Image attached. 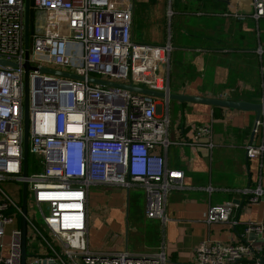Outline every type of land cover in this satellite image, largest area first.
<instances>
[{"label":"built area","instance_id":"built-area-1","mask_svg":"<svg viewBox=\"0 0 264 264\" xmlns=\"http://www.w3.org/2000/svg\"><path fill=\"white\" fill-rule=\"evenodd\" d=\"M249 4L254 17L264 15V0ZM24 15L25 0H0V59L16 63H0V181L15 180L20 191L25 180L26 198L30 189L42 217L39 224L26 209V251L28 236L40 238L44 250L27 253L25 264H264L258 256L262 246L233 236L228 241L203 239L181 262L170 260L164 242L151 252L90 247L89 185L141 186L148 215L165 222L162 204L169 190L181 185L183 170L168 167L164 155L153 151L155 144L169 142L167 116H157L159 96L89 77L168 91L165 61L171 47L133 41L131 0H29L28 62L34 68L27 79L31 160L24 176ZM72 45H79V52ZM135 49L152 63L140 73L133 71ZM41 66L79 77L41 71ZM263 114L255 118L254 133L263 126ZM201 130L210 134L209 126ZM245 152L260 158L258 181L240 190L248 202H256L264 194V135L246 143ZM234 206L230 200L211 205L205 222L235 227ZM19 213L18 198L0 185V264H21ZM243 232L261 235L264 222L247 221Z\"/></svg>","mask_w":264,"mask_h":264},{"label":"crops","instance_id":"crops-1","mask_svg":"<svg viewBox=\"0 0 264 264\" xmlns=\"http://www.w3.org/2000/svg\"><path fill=\"white\" fill-rule=\"evenodd\" d=\"M140 1L139 4L131 0L132 39L135 43L152 45L169 43L171 48L165 61L164 78L169 91L264 101V15L254 17L249 0H173L171 3L168 0V9L172 3L174 6L168 14L173 31L167 39L149 38L138 42L134 33V10L145 12L147 9V0ZM233 10L241 13L235 15ZM161 16L160 22L165 25L164 8ZM134 52L133 71L140 73L141 67L147 69L152 63L141 49ZM158 101L157 116H167L164 133L169 142L165 146L155 144L153 151L164 155L168 167L183 170L181 185L171 188L162 204L166 220H161V242H164L170 260L189 259L193 247L203 239L228 241L232 236L236 241L249 239L254 246H262L258 256L264 260V233L243 235L247 221L264 222V194L258 201L248 202V194L240 191L258 181L260 158L248 157L245 145L260 141L264 135V120L260 132L254 133V110L202 101H165L162 97H158ZM204 126L210 127L209 135L201 130ZM112 186L121 191L122 196L124 192L127 196V189ZM227 200L236 203L232 211L238 221L236 226L228 222L208 225L205 222L208 208ZM127 209L126 197V214ZM98 210L97 218L92 219L97 227L92 238L100 244L98 248L112 250L113 245L107 238L119 225L115 220L107 219L105 204ZM91 218L88 214V224ZM215 228L230 233L225 239L213 238L211 233ZM1 251L6 252L7 247Z\"/></svg>","mask_w":264,"mask_h":264},{"label":"rangeland","instance_id":"rangeland-1","mask_svg":"<svg viewBox=\"0 0 264 264\" xmlns=\"http://www.w3.org/2000/svg\"><path fill=\"white\" fill-rule=\"evenodd\" d=\"M173 0L170 1V3ZM136 3H142L140 0H136ZM147 9L145 12L143 10H134V26L135 37L138 42L142 40L151 39H164L168 38L170 31H173V25L170 28L169 22L170 18L168 16L169 9L173 10L172 7L168 9V0H147ZM165 10L166 17L165 25H162L160 20H162L161 12ZM173 18V17H172ZM175 19L173 18V23ZM75 51L79 52V45H72ZM170 100V99H169ZM171 103L169 102V107ZM171 109V108H170ZM31 160V156L28 161ZM0 185L5 191L14 198H19L21 189L20 183L15 180H3L0 181ZM114 184H91L88 189V214L92 217L90 224H88V236L90 241V247L92 249H97L100 245L93 240V236L96 233V225L92 223V219L97 218V212H100L98 208L105 204V212L107 214L108 220H115L119 228L114 229L108 235L107 241H111L112 247L118 249L124 247L132 248L134 251L139 252H151L156 250V247L162 241L163 227L161 224V219L158 215H148L147 205H146V195L145 189L141 186H131L128 189V195L125 192L122 196L121 191L115 190ZM126 189L123 186H119ZM126 197L128 200V209L126 214ZM26 209L29 215H34V219L37 223L41 224L42 217L41 213L35 206L31 190L27 192ZM44 213H48L47 208L44 207ZM224 229V228H223ZM210 231V230H209ZM126 232V236H125ZM212 232V231H211ZM230 231L226 229L220 231L217 228L211 233L213 238L220 237L225 239L228 237ZM27 256L30 252L43 251L44 247L41 245V239L38 237L27 238ZM96 243V245H94ZM30 249V250H29ZM100 249V248H98ZM171 264V263H168Z\"/></svg>","mask_w":264,"mask_h":264},{"label":"water","instance_id":"water-1","mask_svg":"<svg viewBox=\"0 0 264 264\" xmlns=\"http://www.w3.org/2000/svg\"><path fill=\"white\" fill-rule=\"evenodd\" d=\"M25 43H24V61L22 63V66L24 68V110H23V159H22V175H27V159H28V108H27V98H28V70L30 68H34L29 62H28V26H29V0H25ZM0 63H9L11 65H15L16 63L14 61H8L5 59H0ZM41 71H50L55 73H62L65 75H69L72 77H79L78 75H75L72 72H66L59 69H54L50 67L41 66L39 67ZM81 78V77H80ZM92 81H99L102 83L107 84H117L125 86L132 90H137L140 92L149 93L155 96H159L162 98H165L166 100L169 99H178L180 101L182 100H190V101H202L207 102L211 104H217V105H224L228 107L233 108H240V109H251L254 110L256 113V117L259 116L260 112L264 111V101L260 102H251L247 100H232V99H225V98H218V97H204V96H194V95H188L185 93H176L173 91H165V90H157L152 89L148 87H142L138 85H134L132 83H122L117 81H111V80H105V79H99V78H93L89 77ZM128 195V191H127ZM26 182L25 180L22 181L21 185V208H22V216H21V231H22V255H21V264H25V257L27 254L26 251ZM126 236V232H125Z\"/></svg>","mask_w":264,"mask_h":264},{"label":"trees","instance_id":"trees-1","mask_svg":"<svg viewBox=\"0 0 264 264\" xmlns=\"http://www.w3.org/2000/svg\"><path fill=\"white\" fill-rule=\"evenodd\" d=\"M217 107V105H214V108ZM30 158V156H28V159ZM19 198H18V203L21 205V193L19 194ZM18 224L21 225V214H18Z\"/></svg>","mask_w":264,"mask_h":264}]
</instances>
